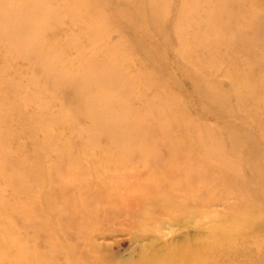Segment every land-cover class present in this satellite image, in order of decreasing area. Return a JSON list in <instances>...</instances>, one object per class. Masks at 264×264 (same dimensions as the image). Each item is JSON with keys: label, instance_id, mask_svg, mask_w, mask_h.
<instances>
[{"label": "rangeland", "instance_id": "obj_1", "mask_svg": "<svg viewBox=\"0 0 264 264\" xmlns=\"http://www.w3.org/2000/svg\"><path fill=\"white\" fill-rule=\"evenodd\" d=\"M9 24L0 108L16 99L42 122L32 134L25 118L0 117V261L123 264L162 248L134 239L115 210L112 227L104 220L141 195L157 160L197 176L191 192L210 205L196 209L199 229H160L168 240L264 206V0H0ZM34 137L52 174L43 183L19 161L36 155ZM260 219L232 251L208 250L207 264H264Z\"/></svg>", "mask_w": 264, "mask_h": 264}, {"label": "bare ground", "instance_id": "obj_2", "mask_svg": "<svg viewBox=\"0 0 264 264\" xmlns=\"http://www.w3.org/2000/svg\"><path fill=\"white\" fill-rule=\"evenodd\" d=\"M94 2L97 3L98 0H94ZM73 3L76 4L77 0H73ZM139 15L142 16L141 12L139 13ZM1 28L2 26H0V32L10 30L13 34H15L14 27L11 24L4 27V29ZM142 29L145 30L143 25ZM0 81L4 82L3 86L5 87H12V84L8 81V79L6 80L2 78L1 75ZM15 100L16 99H13L11 103L8 102V106L0 108V117L5 120V122H9L13 117L25 118L27 120V127H25L24 129L34 134L37 129L39 130L41 128V119L39 117L31 116L33 119L31 120L30 116H28L26 113L25 105L21 103L16 104ZM34 138L37 141L38 145V151L36 152V155L33 159H29L24 155L20 157L21 159H19V161L25 160V163L29 164L30 168L27 177L33 178L38 182L43 183L45 180L49 181V179L52 177V174L42 163H39L38 159H40L41 157L39 149L42 146V141L37 139L36 137ZM8 141L9 139L7 138V135H3V142L7 143ZM8 154L11 155L10 153ZM63 154L65 155L64 151ZM29 160L33 162H30ZM175 164L179 168L181 167V164L176 162ZM152 166H154V172H150V170H148L151 180L147 181V183L145 184V189L141 192V195L135 198L126 199L127 206L110 210L104 220L109 221L110 224L106 222L105 224L110 225L109 227H112L111 225L118 221V216L125 217V221L128 225L127 229L130 231L133 228L132 230L136 232L137 228L139 231L137 235H134V239L138 238V241L148 240L151 242L163 240L164 245L162 248L158 249L155 245H152L150 247L142 246L141 249L143 250V252L137 259H130L123 264H207L206 260L208 256V250H220L222 252L221 255L227 253V251H232L236 247L235 243L237 239H245V237L240 238L238 236L242 234V230H248L250 228V221H254L253 223L256 224L258 222L257 220L262 217L260 219V222H263L262 226L264 227V206L259 208L255 204L251 203L250 208L257 209L258 214H254L252 215V217L248 215V222L246 219L239 222H237L236 220H226L225 224L220 225L219 228L207 227V231L203 232L206 236L204 234L203 236L208 239L202 238L203 236H200L202 239L196 237L189 238L187 234H183L174 242L168 240L166 238L168 235L164 234L161 231L165 227L172 229L174 226L179 225L180 227H193L195 229H199L205 226V214L201 216V214L197 213L198 211L196 210L204 203L199 195L191 192L194 189V184L196 185L195 182L198 181H196V179L198 178L197 176L189 172L175 170L173 167L167 169L164 162H161L159 160L154 162ZM58 167L61 166L58 165ZM156 167L159 168L160 172H156ZM147 173L148 172L145 171L141 175H146ZM157 178L163 179L164 182H157ZM250 180L252 181V179ZM37 188L40 187L37 186ZM261 189H263L262 186ZM24 192H26L25 188L23 189V193ZM58 192L59 189L55 188L54 192L50 191L48 193H45L42 198L43 202L40 203V206L43 207L45 204L49 203L56 197V194ZM198 192L199 194L203 195L204 188H202ZM253 192L256 194L257 190L255 189ZM259 192L261 193V191ZM207 206L210 205L204 204V207ZM114 210L116 211L118 216L112 212ZM215 214H217V212H215ZM255 215H258V217L253 218ZM154 226H157L158 231L155 232L158 233V235L153 234L154 236H150L149 234H147L149 233L147 231H150L149 229L143 230V227L153 228ZM105 235L106 234H103V236ZM20 253L22 255H26L25 251L23 250H21ZM33 263L34 261L28 258L21 259L17 262L0 261V264ZM35 264L65 263H61V261L55 259V261L46 260L42 263ZM67 264L72 263L70 262Z\"/></svg>", "mask_w": 264, "mask_h": 264}]
</instances>
